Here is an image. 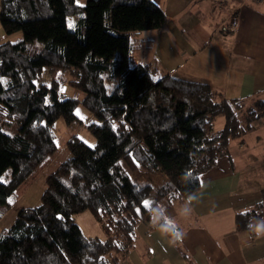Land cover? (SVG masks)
I'll use <instances>...</instances> for the list:
<instances>
[{"label": "trees", "instance_id": "16d2710c", "mask_svg": "<svg viewBox=\"0 0 264 264\" xmlns=\"http://www.w3.org/2000/svg\"><path fill=\"white\" fill-rule=\"evenodd\" d=\"M0 24L8 36L23 34L0 44V220L59 153L58 119L80 120L82 106L96 138L94 146L70 139L72 159L48 176L41 204L0 233V264H118L109 259L115 242L85 236L74 217L99 195L149 221L143 202L152 194L197 192L200 175L229 153L244 102L208 84L155 78L142 64L135 35L166 24L152 0H0ZM62 80L83 98L61 99ZM260 106L252 121L264 119ZM241 213L236 229L251 233L249 220L264 218V190L263 202Z\"/></svg>", "mask_w": 264, "mask_h": 264}, {"label": "crops", "instance_id": "0c3cea01", "mask_svg": "<svg viewBox=\"0 0 264 264\" xmlns=\"http://www.w3.org/2000/svg\"><path fill=\"white\" fill-rule=\"evenodd\" d=\"M152 1L164 12L166 24L134 39L139 42L140 61L155 78L169 75L208 84L227 99L244 103L264 101V1ZM235 17L237 26L232 25ZM9 38L4 32L0 41ZM238 128L229 153L200 175V188L194 193L198 199L189 216H178L187 197L177 190L147 198L148 209L164 204L177 219L184 233L178 244L169 243L152 226L151 218L143 221L127 214L122 199L108 202L95 195L88 200L87 210L78 214L84 226L76 217L75 222L89 238L114 241L116 250L109 259L118 264H264V237L240 233L235 224L238 213L263 202L264 120L239 119ZM55 157L21 188L13 207L0 220V224L8 217L11 220L5 230L21 209L41 204L48 176L62 165L51 168ZM71 159L69 155L64 161Z\"/></svg>", "mask_w": 264, "mask_h": 264}, {"label": "rangeland", "instance_id": "374dc122", "mask_svg": "<svg viewBox=\"0 0 264 264\" xmlns=\"http://www.w3.org/2000/svg\"><path fill=\"white\" fill-rule=\"evenodd\" d=\"M87 2L88 0H79L80 5H85ZM2 35H4V30L0 24V36ZM8 37H10L9 38L10 41L15 42V41L23 39V34L21 32H18ZM0 43H3V42L0 41ZM60 97L61 99L76 98V99L81 100L83 95L78 90H75L71 88L70 86H68L65 80H62V84L60 88ZM48 102H50V100H48ZM260 103L261 101L257 99H254L247 103H243V108L240 113L239 119L247 120L248 122L250 121L256 122V120L255 121H252V120H254L256 116L262 112ZM77 114L80 120H77L71 124H67L63 118L58 119L54 124L56 140H57V143L60 149H59V153L56 155L54 159V164L52 165L51 168H57V166L59 167L61 164L65 162L64 160H66L67 156L71 155L66 145L70 137L77 136L89 146H94L96 144V138L92 135V133L86 127V124L89 121V116H90L89 113L86 112V110L82 106H79V108L77 109ZM223 125H224V117L222 116L218 117L214 122V127L217 130L222 128ZM17 128H18L17 125H13L10 128H7V133L9 134L14 133ZM49 172H51V170ZM159 180L157 183V187H158V184L163 182L162 178L161 179L159 178ZM124 211L127 214L129 213V215H133L134 217L138 216V213L136 211L128 212L125 210V208H124ZM75 217H76L75 219L77 220V222L84 226L83 216L76 215ZM10 222L11 220L9 219V217L6 218V220H3L1 222L0 233L3 232L6 228H8V226L10 225Z\"/></svg>", "mask_w": 264, "mask_h": 264}, {"label": "clouds", "instance_id": "9594fccd", "mask_svg": "<svg viewBox=\"0 0 264 264\" xmlns=\"http://www.w3.org/2000/svg\"><path fill=\"white\" fill-rule=\"evenodd\" d=\"M198 197L195 194H189L181 205L178 216L187 217L193 211V202ZM244 210L241 214H246ZM152 226L162 235L168 238L169 243L180 242L184 238V233L175 217L168 214L167 206L156 204L149 209ZM248 230L253 232L257 237H264V218H252L248 222Z\"/></svg>", "mask_w": 264, "mask_h": 264}, {"label": "built area", "instance_id": "2783aa9c", "mask_svg": "<svg viewBox=\"0 0 264 264\" xmlns=\"http://www.w3.org/2000/svg\"><path fill=\"white\" fill-rule=\"evenodd\" d=\"M254 1H256V2H263L264 0H254ZM232 25L233 26H237L238 25V18L237 17L233 18Z\"/></svg>", "mask_w": 264, "mask_h": 264}, {"label": "snow or ice", "instance_id": "6c2138e0", "mask_svg": "<svg viewBox=\"0 0 264 264\" xmlns=\"http://www.w3.org/2000/svg\"><path fill=\"white\" fill-rule=\"evenodd\" d=\"M0 82H2V81H0ZM10 202H11V201H10ZM143 203H144V206H145V207H150V206H151V205L149 204L148 201H144ZM136 211H137V213H139L140 210L137 209Z\"/></svg>", "mask_w": 264, "mask_h": 264}]
</instances>
